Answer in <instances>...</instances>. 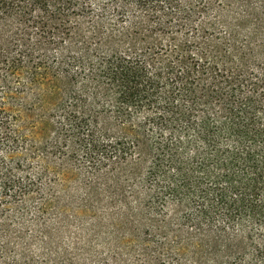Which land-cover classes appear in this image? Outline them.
Returning a JSON list of instances; mask_svg holds the SVG:
<instances>
[{"label":"trees","instance_id":"obj_1","mask_svg":"<svg viewBox=\"0 0 264 264\" xmlns=\"http://www.w3.org/2000/svg\"><path fill=\"white\" fill-rule=\"evenodd\" d=\"M0 264H264V0H0Z\"/></svg>","mask_w":264,"mask_h":264}]
</instances>
